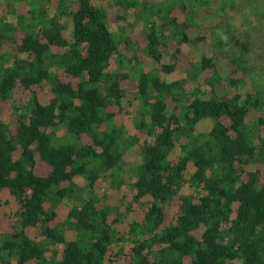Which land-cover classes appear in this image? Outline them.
Listing matches in <instances>:
<instances>
[{
  "label": "trees",
  "instance_id": "trees-1",
  "mask_svg": "<svg viewBox=\"0 0 264 264\" xmlns=\"http://www.w3.org/2000/svg\"><path fill=\"white\" fill-rule=\"evenodd\" d=\"M101 1L0 0V264H264L254 0Z\"/></svg>",
  "mask_w": 264,
  "mask_h": 264
},
{
  "label": "rangeland",
  "instance_id": "rangeland-1",
  "mask_svg": "<svg viewBox=\"0 0 264 264\" xmlns=\"http://www.w3.org/2000/svg\"><path fill=\"white\" fill-rule=\"evenodd\" d=\"M100 1V0H99ZM93 2H97V0H93ZM101 3L103 6H105V0H102ZM246 11V22L241 26L242 31H248L250 38L255 43V46L252 51L253 61H254V68L248 70L249 74H246L245 76V83L246 86L253 85L256 83H259L261 81L264 82V0H254L250 6H246V8L243 10ZM110 12V10H108ZM132 19L129 18V22H131ZM134 28L137 27L135 24L133 26ZM108 29L111 32H116V25L114 23L109 22L108 23ZM127 31H130L131 29H126ZM132 32V31H131ZM187 48H182L180 51L178 58H177V65L174 69V71L169 74L166 79L172 80L177 78L180 75H183V72L185 68L188 65L189 60L196 61L198 59V55L194 52L189 53ZM1 109V116L4 120H8V110L6 107L1 103L0 104ZM125 129L127 133L134 134L135 129L132 125L130 117L127 115L124 119ZM103 185V184H102ZM8 198L7 192L4 190L0 193V201L3 202ZM116 193L115 191L111 192V200L114 202L116 201ZM3 209H1L0 213L3 214L5 210L8 208L3 204ZM66 212V208L64 205L59 204L57 207V214L58 218H61L62 215ZM4 215V214H3ZM2 225L6 226L7 218L2 217L1 219ZM4 226V228H5Z\"/></svg>",
  "mask_w": 264,
  "mask_h": 264
}]
</instances>
